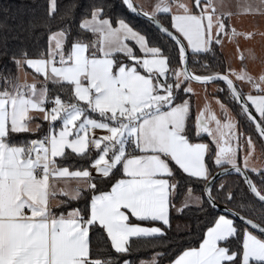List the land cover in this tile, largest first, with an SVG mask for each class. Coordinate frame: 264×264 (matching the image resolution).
Returning <instances> with one entry per match:
<instances>
[{
	"label": "snow or ice",
	"instance_id": "6c2138e0",
	"mask_svg": "<svg viewBox=\"0 0 264 264\" xmlns=\"http://www.w3.org/2000/svg\"><path fill=\"white\" fill-rule=\"evenodd\" d=\"M121 3L172 42L182 67L171 69L170 55L151 46L148 36L125 19L114 25L103 0L81 19L76 36L66 24L49 31L46 50L39 56L21 49L19 56L10 57L18 70L31 69L43 80L38 85L11 74L0 76V264H120L121 259L132 264L125 257L135 247L168 244L171 209L180 187L177 169L189 180L203 182V195L195 197L194 204L182 203L178 214L192 207L199 212L216 207L209 160L217 167L230 165L243 178L260 205V219L234 212L243 222L237 225L221 214L198 247L182 250L169 264H264V192L248 175L252 172L264 184V170L249 168L255 149L252 136L228 118L219 99L226 123L201 111L190 125V101L178 102L181 89L193 93L187 86L192 81L222 82L218 91L239 106L264 142V75L254 79L246 67L199 75L187 67L189 52L199 62L201 56L214 55V46L229 37L226 19L231 13L224 11L225 0H155L151 13L135 0ZM259 5L264 8V0ZM55 11L56 0H51L50 19ZM158 16H170V27ZM238 35L253 34L232 29L229 38ZM129 41L142 55H136ZM237 82L249 84L258 94H244ZM48 84L59 86L67 99L59 93L50 97ZM40 120L48 123L47 133L17 140L21 134L39 132ZM96 130L105 134L97 136ZM205 136L210 143L193 142ZM245 145L241 166L238 152ZM93 151L98 154L90 165L95 177L89 168L73 170L65 163L73 157L91 158ZM116 171L122 178L98 193V184L113 179ZM70 180L78 183L73 186ZM215 190L226 202L235 197L224 183ZM193 191L189 185L187 192ZM58 197L63 199L53 205ZM82 200L85 208L70 207ZM130 217L161 226H141ZM100 248H110L114 255L102 257ZM165 254L154 251L150 261L140 264H160Z\"/></svg>",
	"mask_w": 264,
	"mask_h": 264
},
{
	"label": "trees",
	"instance_id": "16d2710c",
	"mask_svg": "<svg viewBox=\"0 0 264 264\" xmlns=\"http://www.w3.org/2000/svg\"><path fill=\"white\" fill-rule=\"evenodd\" d=\"M51 0H0V76L11 74L17 76V68L11 63L10 57L13 55L19 56L21 49H26L28 55L31 57L39 56L46 50L47 39L49 31H56L59 28L64 27L66 24L71 25L72 35L78 34L77 25L81 19L87 17L90 14L92 6L99 3L100 0H56V11L53 14V18H49V6ZM106 5V16L111 17L112 23L115 25L118 19H125L130 25L139 30L142 34H146L149 38L151 46L162 47L166 54L171 57V69L181 68L179 63L178 54L173 46L172 42L163 37L157 29L150 24L147 20L133 15L126 7L121 3V0H103ZM158 19L165 25L170 27V16H158ZM87 35V34H84ZM88 40L93 39L91 36H87ZM132 43V42H131ZM136 55H139V49L132 43ZM215 54H208L198 58L197 62L193 55L189 52V67L195 74L206 75L225 72L227 70V62L220 46H214ZM6 52L4 55L2 53ZM123 58V57H122ZM126 59V58H123ZM129 62V61H128ZM207 63L208 67H204ZM220 88L224 87L222 82H217ZM49 93L51 97L56 94H60L62 98L67 99V96L61 91L59 86L52 84L48 85ZM242 90V89H241ZM245 94V91L242 90ZM178 102L184 99H188L191 104L189 122L190 125H194L195 111L193 109V98L191 94H186L181 89L178 93ZM219 98L229 106L234 113L236 120L239 124V130L243 131L247 135H251L253 140L257 143V146L264 156V146L257 136L253 125L244 118L240 112V108L236 103L231 102L227 93L217 92ZM43 129L35 134H21L17 137V140L38 138ZM210 143V138L207 136L201 138ZM193 141L195 139L193 138ZM214 147V146H213ZM97 155L93 151L91 158H76L73 157L66 164H70L72 169L88 168ZM211 174L218 168L208 161ZM175 168V165H172ZM225 166V165H223ZM177 179L180 181V187L178 189L179 195L175 197L176 207L171 209V229L167 231L168 244L165 245H148L144 244L141 247H135L130 256L125 257L132 261V264H138L141 259L150 258L153 252L163 251L166 254L160 258V264H167L174 259L182 250L197 247L201 242V238L204 235L206 229L213 225L214 220L219 215H225L234 220L235 224L243 225L237 219H234L228 214L215 210L213 207H205L204 212H199L195 207L185 209L183 214H178L177 208L181 206V201L184 195L188 194L187 188L190 185L194 190L193 194L203 195L202 183L200 181L189 180L178 169L176 171ZM249 175L257 187L264 192V184L261 179L249 172ZM121 177V172L116 171L114 178L98 184V193L108 191L112 184ZM220 183H224L234 193L235 197L233 201L226 202L223 193H217L216 187ZM213 193L218 198L217 202L225 204L228 207L240 212L243 215L249 216L251 219L259 221L261 213L258 211L260 205L254 196L249 192L247 186L242 180V177L235 173L226 174L220 177L214 182ZM63 197H58L57 202ZM90 199V196L88 197ZM241 204L245 207L242 209ZM70 207L85 208L86 203L84 200L73 203ZM55 211H66L64 208L55 209ZM251 210V211H250ZM132 221L148 225V226H161L156 222H140L134 218H130ZM98 247V245H94ZM100 256L105 257L114 255L110 248H100ZM123 263L121 259L120 264Z\"/></svg>",
	"mask_w": 264,
	"mask_h": 264
},
{
	"label": "rangeland",
	"instance_id": "374dc122",
	"mask_svg": "<svg viewBox=\"0 0 264 264\" xmlns=\"http://www.w3.org/2000/svg\"><path fill=\"white\" fill-rule=\"evenodd\" d=\"M228 1L230 2L232 0H228ZM135 2L138 5H143L142 10H149L150 6L155 2V0H135ZM234 10L235 9L233 5L224 7L225 12L231 13V15L226 19V24L229 31V37L231 34V30L235 28H236L235 31L238 34L241 33L247 34L248 31H245V28L258 29L259 33L264 31L263 13H252L249 17L247 16L248 19H241L243 18V16L236 14ZM252 34L253 35L251 36V38H247L245 35H238L234 38L225 37L223 39L220 48L226 56L227 69L231 68L234 70H240L242 67H245L244 64H247V71L249 72V74H252L251 72H254V69H256L259 66V64L262 61V57L264 56V37L259 34H254V33ZM240 56H243V61L245 63L239 60ZM237 84L240 89L245 90L246 84L240 82H237ZM187 86H190L193 89V93H191V95L193 98V109L195 111V117L201 111H204L206 118L214 114L216 115L217 119L221 120L222 123L227 122L224 115V111L221 109L220 104L217 102V99H219L220 101L222 100L219 98V96L215 94V92L218 91V89H220L219 84L210 83L208 85H203L201 83L192 81ZM224 105L226 106L228 118L236 120V117L232 112V110L229 108V106L225 103ZM210 126L214 128L215 124L212 123ZM59 127H60V122L57 128ZM241 143H243V139L241 140ZM258 149L259 148L257 146V143L255 142V149L252 153L251 158L249 159V163L250 162H252V164L254 163V165H252L251 168L264 170V158L258 156L257 154ZM244 155H247V145H245L244 148L238 152V163L241 162L240 163L241 165H242V158ZM197 196L200 195L193 193L186 194L182 198L181 204L185 202L189 204H194L195 197Z\"/></svg>",
	"mask_w": 264,
	"mask_h": 264
},
{
	"label": "crops",
	"instance_id": "0c3cea01",
	"mask_svg": "<svg viewBox=\"0 0 264 264\" xmlns=\"http://www.w3.org/2000/svg\"><path fill=\"white\" fill-rule=\"evenodd\" d=\"M155 3V2H154ZM153 3V4H154ZM152 4V5H153ZM152 5L150 6V8H149V10H144V11H148L149 13H151V11H152ZM231 5H233L234 6V12L236 13V14H239V15H242L243 16V18H241V19H248V17L252 14V13H263L264 14V8H261L260 7V5H259V0H232V1H228V0H225V6H231ZM246 15V16H245ZM248 16V17H247ZM236 29V28H235ZM244 29V28H243ZM244 31V30H243ZM245 31H248V33H254V34H259V35H262L263 37H264V31L263 32H258V29H253V28H250V29H246L245 28ZM129 43V45L130 46H132V43H131V41H129L128 42ZM230 45V44H229ZM133 47V46H132ZM220 47H221V45H220ZM222 51V50H221ZM223 52V51H222ZM141 54V53H140ZM139 54V55H140ZM223 54H224V52H223ZM224 56H225V54H224ZM241 57H243V56H240L239 57V60L240 61H243V59H241ZM225 59H226V56H225ZM226 62H227V60H226ZM244 62V61H243ZM245 63V62H244ZM245 65V67H246V69H247V64H244ZM249 73V72H248ZM252 74H250L254 79H258L261 75H264V56L262 57V61H261V63L259 64V66L256 68V69H254V72H251ZM17 76H19L20 77V79H21V81L23 82L24 80H27V82L28 83H32L33 82V80H35L36 82H37V84L39 85L41 82H42V80H43V77H41L39 74H36V73H34V71L33 70H31V69H26V70H18L17 69ZM244 84H246V86H245V94H248V93H251V94H253V95H256V94H258L255 90H253L252 88H251V86L249 85V84H247V83H244ZM217 92L218 91H216L215 92V94L217 95ZM218 96V95H217ZM34 115H40V114H36V113H34ZM96 118H99V117H96ZM39 123H41V125H43L44 126V121H42V120H40V121H38ZM58 125H59V122H56V127H58ZM34 126V125H33ZM42 128V127H41ZM43 131H44V127H43V129H42V132H41V134L38 136V138L43 134ZM101 133V134H100ZM103 134H105L102 130H96V135H98V136H100V135H103ZM193 142H207V141H205V140H199V141H193ZM261 152H260V150L258 149V151H257V154H258V156H260V157H262V158H264V156L263 155H261L260 154ZM98 155V154H97ZM97 155L94 157V159L97 157ZM93 159V160H94ZM92 160V161H93ZM92 163V162H91ZM239 163H241V162H239ZM91 165V164H90ZM252 165H254V163L252 164V162H250L249 163V168H251L252 167ZM89 168V170L90 171H92V175L95 177L97 174H96V172H95V170L94 169H91L90 168V166L88 167ZM73 170H76V169H73ZM120 178H122V173H121V177ZM120 178H118V179H120ZM117 179V180H118ZM64 183H65V181H63V180H61V181H59L58 182V186H63L64 185ZM67 183H69V184H71V185H75L76 183H78L77 181H74V180H70V181H67ZM110 190V189H109ZM108 190V191H109ZM188 194H191V193H188ZM58 200L56 199V200H54L52 203H56ZM227 217V216H226ZM130 218H132V217H130ZM218 218V217H217ZM227 218H229V217H227ZM135 219V218H134ZM231 219V218H230ZM131 220V219H130ZM132 221V220H131ZM133 223H137V224H141V223H138V222H135V221H132ZM141 226H148V225H144V224H141ZM206 232V231H205ZM198 247V246H197ZM152 257V256H151ZM151 257L150 258H146V259H141V260H144V261H146V262H148V261H150V259H151ZM140 260V261H141ZM140 261L138 262V264H140ZM122 264V263H121ZM167 264H169V263H167Z\"/></svg>",
	"mask_w": 264,
	"mask_h": 264
},
{
	"label": "water",
	"instance_id": "95a60500",
	"mask_svg": "<svg viewBox=\"0 0 264 264\" xmlns=\"http://www.w3.org/2000/svg\"><path fill=\"white\" fill-rule=\"evenodd\" d=\"M143 11H144V10H143ZM133 15H134V14H133ZM135 16L140 17V18H142V19H145L142 15H135ZM145 20H146V19H145ZM160 23H161L162 25H164L161 21H160ZM164 26H165V25H164ZM154 27H155V26H154ZM155 28H156V27H155ZM181 67H182V65H181ZM187 67H188L189 71L192 72L191 69H190V67H189V61H188ZM192 73H193V72H192ZM223 73H225V72H220V74H223ZM194 74H195V73H194ZM194 82H195V81H194ZM217 82H219V81H217ZM217 82H214V83H217ZM253 127H254V126H253ZM261 142H262V141H261ZM262 144H263V146H264V142H262ZM241 166H242V165H241ZM225 170H227V171L225 172ZM218 172H225L224 175H226V174H230V173H234V172L231 170V166H230V165L222 166V167L216 169V170L212 173V176H215V181L218 180L220 177H222V176H220V175H217ZM224 175H223V176H224ZM248 175H249V173H248ZM249 176H250V175H249ZM242 180H243V178H242ZM215 181H214V182H215ZM243 182H244V181H243ZM214 209L217 210V211L223 212V213H225V214H228V215H230L231 217H233L234 219H237V220H239L240 222H242V221L239 219L238 216L233 215V213H234V212H237V211L234 210V209H232V208H230V207H228V206L225 205V204H221V203H219V202L216 201V207H214ZM242 215H243V214H242ZM242 223H243V222H242Z\"/></svg>",
	"mask_w": 264,
	"mask_h": 264
},
{
	"label": "built area",
	"instance_id": "2783aa9c",
	"mask_svg": "<svg viewBox=\"0 0 264 264\" xmlns=\"http://www.w3.org/2000/svg\"><path fill=\"white\" fill-rule=\"evenodd\" d=\"M49 96L51 97L50 93H49ZM48 106L50 107L51 105H48ZM43 127H44V131H43V134L40 137H42L45 133H47L48 128H49L48 123L44 122V126Z\"/></svg>",
	"mask_w": 264,
	"mask_h": 264
}]
</instances>
